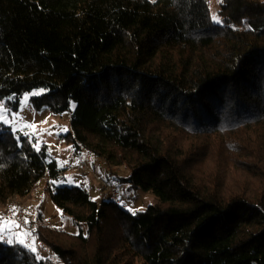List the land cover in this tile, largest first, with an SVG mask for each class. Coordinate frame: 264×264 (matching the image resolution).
<instances>
[{"label":"trees","instance_id":"trees-1","mask_svg":"<svg viewBox=\"0 0 264 264\" xmlns=\"http://www.w3.org/2000/svg\"><path fill=\"white\" fill-rule=\"evenodd\" d=\"M0 0V101L70 112L64 138L155 203L131 214L49 190L77 233L36 225L59 264H264V0ZM74 108L71 110V105ZM0 125V205L58 179ZM0 244V264H53Z\"/></svg>","mask_w":264,"mask_h":264},{"label":"rangeland","instance_id":"rangeland-1","mask_svg":"<svg viewBox=\"0 0 264 264\" xmlns=\"http://www.w3.org/2000/svg\"><path fill=\"white\" fill-rule=\"evenodd\" d=\"M149 1L156 2L157 0ZM208 9L212 23L220 25L221 22L216 23L213 20V17L216 16L221 21L218 13L220 2L208 0ZM33 92H40V90L25 93L20 98L19 107L16 111L7 108L4 101H0V104H3L8 110L10 121L13 115L17 116L15 126L18 130L14 134L27 138L35 150L40 149L43 145L47 147L48 162H55L57 174H59L58 179H50L44 176L33 186L29 195L24 199L12 198L6 206L0 205V216L13 218L20 223L22 231L30 232L27 242H35L36 254L41 258L51 260L53 264H59L57 258L39 242L33 231L36 225H50L76 234L77 227H74L71 219L64 216L52 203L49 190L62 186L80 187L94 201L98 203L112 201L131 214L133 212L129 209H133L135 212L142 211L154 204L155 198L141 190L127 189L126 186L120 185L117 179L129 174L124 167L108 166L103 160L95 158L83 148L78 149L72 143L67 142L64 136L71 131L70 112L56 115L45 108L34 109L30 101ZM26 95L29 99L25 105L24 97ZM73 108L74 104L71 105V110ZM26 124H35L36 128L25 127ZM3 126L13 132L10 126ZM13 207L18 209L15 215L12 212ZM25 218L29 221L28 224H24Z\"/></svg>","mask_w":264,"mask_h":264},{"label":"snow or ice","instance_id":"snow-or-ice-1","mask_svg":"<svg viewBox=\"0 0 264 264\" xmlns=\"http://www.w3.org/2000/svg\"><path fill=\"white\" fill-rule=\"evenodd\" d=\"M218 2L222 3L223 0H218ZM213 20L216 23L221 22L219 18L216 16L213 17ZM42 92L43 90H41L40 92H33L31 93V95L32 96L40 95L42 94ZM28 99L29 97L26 95L24 97L25 105L27 104ZM16 120H17V116L13 115L10 121L8 118V110L3 104H0V124L10 126L13 133H15L18 130L15 126ZM24 126L32 129L36 128L35 124H26ZM25 135H28V133H25ZM37 150H39V148H37ZM53 183H56V181H53ZM129 210L132 211L133 214H135V210L133 209H129ZM12 212L15 215L18 212V209L13 207ZM28 223L29 221L27 220V218H25L24 224H28ZM21 228H22L21 224L16 222L15 219L0 216V244H7L9 246H14L18 244L29 249L31 252L36 253L37 248L35 246V242L34 241L31 243L27 242V237L30 235V232L22 231ZM37 259H41V257L37 256Z\"/></svg>","mask_w":264,"mask_h":264}]
</instances>
